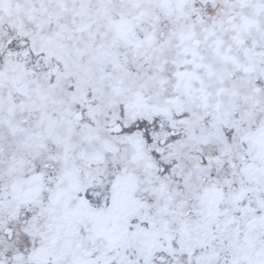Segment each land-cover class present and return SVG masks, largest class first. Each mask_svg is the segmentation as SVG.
I'll list each match as a JSON object with an SVG mask.
<instances>
[{
    "label": "snow or ice",
    "instance_id": "1",
    "mask_svg": "<svg viewBox=\"0 0 264 264\" xmlns=\"http://www.w3.org/2000/svg\"><path fill=\"white\" fill-rule=\"evenodd\" d=\"M0 264H264V0H0Z\"/></svg>",
    "mask_w": 264,
    "mask_h": 264
}]
</instances>
